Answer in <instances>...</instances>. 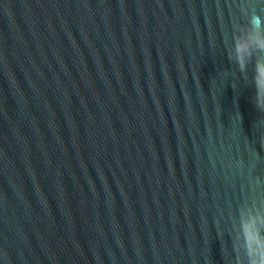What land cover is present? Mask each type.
<instances>
[{"label": "water", "instance_id": "95a60500", "mask_svg": "<svg viewBox=\"0 0 264 264\" xmlns=\"http://www.w3.org/2000/svg\"><path fill=\"white\" fill-rule=\"evenodd\" d=\"M0 264H264V0H0Z\"/></svg>", "mask_w": 264, "mask_h": 264}]
</instances>
